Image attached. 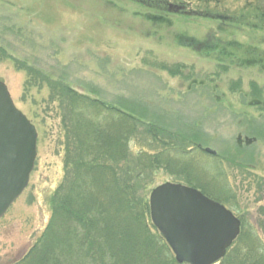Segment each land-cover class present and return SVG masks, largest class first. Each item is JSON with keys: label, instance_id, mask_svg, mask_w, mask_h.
Masks as SVG:
<instances>
[{"label": "rangeland", "instance_id": "374dc122", "mask_svg": "<svg viewBox=\"0 0 264 264\" xmlns=\"http://www.w3.org/2000/svg\"><path fill=\"white\" fill-rule=\"evenodd\" d=\"M162 1L226 18L165 10L171 25L155 27L141 13L157 11L129 0H0V80L38 133L28 187L0 220V264L24 260L49 227L50 198L64 177L68 86L195 146L184 173L224 193L247 231L236 258L217 264L264 254V0ZM205 38L208 50L193 48ZM183 175L156 170L146 199L165 183L185 184Z\"/></svg>", "mask_w": 264, "mask_h": 264}, {"label": "trees", "instance_id": "16d2710c", "mask_svg": "<svg viewBox=\"0 0 264 264\" xmlns=\"http://www.w3.org/2000/svg\"><path fill=\"white\" fill-rule=\"evenodd\" d=\"M73 89L64 87L68 102L61 103L67 107L62 121L64 177L50 198L49 227L24 260L14 264L29 259L27 264L35 259L40 260L36 264H177L151 221L144 194L152 173L176 168L186 185L230 207L228 197L184 173L183 161L192 160L195 147L187 140ZM246 232L242 228L223 261L235 257ZM147 235L154 238L156 249ZM252 260L250 264H264V254Z\"/></svg>", "mask_w": 264, "mask_h": 264}, {"label": "water", "instance_id": "95a60500", "mask_svg": "<svg viewBox=\"0 0 264 264\" xmlns=\"http://www.w3.org/2000/svg\"><path fill=\"white\" fill-rule=\"evenodd\" d=\"M195 42L185 40L184 46ZM38 133L0 80V220L28 187ZM206 153L217 152L206 148ZM150 215L179 264H216L239 238L241 220L226 206L182 183H165L149 197Z\"/></svg>", "mask_w": 264, "mask_h": 264}, {"label": "flooded vegetation", "instance_id": "af4514ba", "mask_svg": "<svg viewBox=\"0 0 264 264\" xmlns=\"http://www.w3.org/2000/svg\"><path fill=\"white\" fill-rule=\"evenodd\" d=\"M112 1L116 2L117 0H112ZM129 1L140 3V4L144 3L146 5H149L155 12L157 11L156 14H151V15H147V14L142 15L141 13V19H142V16H146L143 19L144 20L147 19L151 21L153 23V26L155 27L159 26L160 24L171 25V22H169L168 18L164 17L163 15L164 13L162 11H165V10L173 14H182L186 18H190V17H204V18H210V19L219 18L222 21H225V18H226V17H222L219 14H212V13L204 12V10H198V11L191 10L189 3H184L183 5H176L172 3L170 4L167 1H162V0L161 1L160 0H129ZM105 3L112 4L111 1L105 2ZM105 3H103V5H105ZM144 20H141V22ZM201 45L206 46L207 50L211 47L210 41L207 38H205V42L203 44L198 43L196 46H193V48L197 50L199 49V46ZM216 54H218V52Z\"/></svg>", "mask_w": 264, "mask_h": 264}]
</instances>
